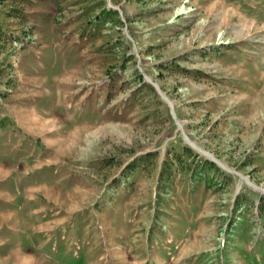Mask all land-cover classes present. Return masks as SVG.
I'll return each mask as SVG.
<instances>
[{"label":"rangeland","instance_id":"374dc122","mask_svg":"<svg viewBox=\"0 0 264 264\" xmlns=\"http://www.w3.org/2000/svg\"><path fill=\"white\" fill-rule=\"evenodd\" d=\"M0 264H264V0H0Z\"/></svg>","mask_w":264,"mask_h":264},{"label":"water","instance_id":"95a60500","mask_svg":"<svg viewBox=\"0 0 264 264\" xmlns=\"http://www.w3.org/2000/svg\"><path fill=\"white\" fill-rule=\"evenodd\" d=\"M204 154H206L207 157H208L209 159H211L213 162L218 163V161H217L213 156H211L209 153L204 152Z\"/></svg>","mask_w":264,"mask_h":264},{"label":"bare ground","instance_id":"6f19581e","mask_svg":"<svg viewBox=\"0 0 264 264\" xmlns=\"http://www.w3.org/2000/svg\"><path fill=\"white\" fill-rule=\"evenodd\" d=\"M192 145V144H191ZM205 155V154H204Z\"/></svg>","mask_w":264,"mask_h":264}]
</instances>
